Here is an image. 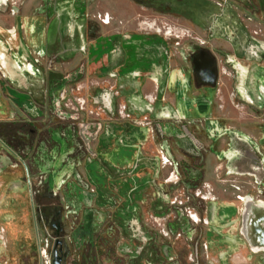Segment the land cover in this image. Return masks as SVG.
Here are the masks:
<instances>
[{
  "label": "rangeland",
  "instance_id": "374dc122",
  "mask_svg": "<svg viewBox=\"0 0 264 264\" xmlns=\"http://www.w3.org/2000/svg\"><path fill=\"white\" fill-rule=\"evenodd\" d=\"M20 16L29 31L35 22L40 28L28 34ZM2 18L19 28L34 60L10 67L0 56V136L16 143L21 126H35L33 201L61 206L67 264H264L261 236L248 239L244 224L255 207L263 222L264 89L252 96L248 84L253 68L262 72L258 84L264 76V0H0ZM27 67L40 77L33 90L22 79ZM199 99L212 105L210 118L194 114ZM215 117L251 130L243 135L255 148L243 167L218 158L227 145L212 144L205 127ZM110 128L134 141L125 153L135 173L108 160L116 147ZM57 171L56 201L40 199L41 181ZM124 178L132 180L128 200ZM87 212L99 225L94 246L73 245ZM40 232L52 264L55 235L47 225ZM39 263L24 169L0 144V264Z\"/></svg>",
  "mask_w": 264,
  "mask_h": 264
},
{
  "label": "flooded vegetation",
  "instance_id": "af4514ba",
  "mask_svg": "<svg viewBox=\"0 0 264 264\" xmlns=\"http://www.w3.org/2000/svg\"><path fill=\"white\" fill-rule=\"evenodd\" d=\"M18 29L19 28H15V34L17 33ZM17 45L18 44L13 42L11 47H7V51H5V52L0 51V56L3 57V55H4L5 57H3V58H5L6 60H9V61H13V64L25 62L24 63L25 66H28V65L32 66L34 59H33V54L31 53V51L29 52L28 58L23 60L22 55H20V57H21V59H20L19 54L21 52H23V50L20 48L18 49ZM1 53H3V55ZM29 61H30V63H27ZM207 66L209 68H211L213 65H210L208 63ZM239 66H242V65H238V67ZM28 68L29 67H27L25 70H23V72H22L23 78L22 77L21 78L24 81L23 80H21V81H23L27 86H30L29 90H33V88L31 87V84H33L34 87L38 86L40 83V81H39L40 77L35 75L34 73H32L33 68L31 70ZM261 74H262V72H261V69L259 67L253 68V72H252L253 81L250 84H248V86H249L248 87V86H246V84L243 85L244 80H242V85H243L242 90H245V87L246 88L248 87V88H250V93L252 96H254V94L256 96H260L259 87H262L264 89V76L262 78V83H259V84L257 83V78H260ZM241 76L243 79L244 76L243 75H241ZM173 80H174V78L171 79V82H170L171 86L174 85ZM206 81L200 80V83H199L200 86H203V85L206 86L208 84V83H206ZM15 82H17L16 85H18V86L20 85V84H18V82L20 83L19 80L15 79ZM196 82H199V81L196 79L194 81V83H196ZM184 84H186V86L189 90V93H190L191 88H192V82H191V78L189 76L184 81ZM21 86H23V85H21ZM207 88L208 87L206 86L203 89H207ZM20 94H22L20 96L26 97L27 99H29L31 97V95H29L28 93H26V94L20 93ZM195 106L196 107H195L194 114L198 117H205V118L209 117L210 118V116L213 114L214 110L212 108V105H209V103L206 100L199 99L197 101V103L195 104ZM198 106L199 107H205V111L200 114L197 110ZM12 127H16V124L14 123L12 125ZM205 127L209 131L208 136H209V140L212 144L217 145V144H221L223 142L227 145V149H225L224 152L217 155L218 158L225 160L226 163L231 167L232 170H236V169H239L240 167H243L242 164L245 163L243 154L245 153V151L254 150V148H255L254 143L251 141V139L248 136L243 135L245 133V131L250 130V129L248 128L247 130H244L243 127H239V126H235V127L233 126V127L227 128V127L223 126V124L221 123V121L219 119H217V117H215L212 120L206 119L205 120ZM31 128H34V129L31 130ZM258 132H261L264 135V122H263L262 126L258 127ZM16 134H17L16 136L18 138L16 143L9 142L7 139L5 140V139H3V137L0 136V144L8 152H10L16 160H18L21 163V165L23 166V169H24L26 183L28 185V189L30 192L32 213H33L37 242H38V247H39V256H40V263L39 264H47L46 257L48 256L46 249L40 245V234H41L40 225H42L44 227L47 225L51 229V231L53 232V235H55V239H53V242H52V252H51V258L53 260L52 264H67V260L70 257V253H69L70 247L68 246L67 241L63 235L64 227H63V223H62V214L63 213H62L61 206L56 204V205H45V206L43 205L42 207L41 206L37 207L33 201L32 188H31L33 163H32V159H31L32 157H31L30 153H31V150L33 149V143H34L33 142V135L36 134L35 126L32 125V123H26L25 127L21 126V130L18 131ZM56 135H58V134L56 133ZM108 137H109V139L114 140L115 144H116L115 152H113V153H111L110 151L106 152V154L108 156V160L110 161V163L116 167H119V168L129 167L130 172L135 173L138 170L136 163L133 162V160H131V158H130L131 156L127 157L128 154L125 153V148L128 145L133 146V149L135 150L134 141L122 129L110 128L109 133H108ZM65 138L66 139H65V142L63 143V146L68 147L72 143V139H73L72 131L69 134H67V137H65ZM136 138L137 137H135V139ZM261 144L264 147V136L262 138ZM41 145L43 146L44 143ZM41 145L38 147L39 150L42 148ZM231 147L233 149L242 151L241 152L242 155L231 156V157L227 156V154H228L227 151H228V149H231ZM251 171L254 172V169ZM59 173H61V171H57V172H53V173L50 172L46 176V179L41 181L40 188L37 189V191H36V195L38 197H40V199L46 200V201H51V202L56 201V198L58 195L53 193L51 186L54 184L55 177H56V180H58ZM255 173H256V171H255ZM261 176L264 178V172L262 175V173L260 171H258L257 177L260 178ZM253 180H254V177H253ZM131 182H132L131 178H124L119 183L121 195L124 197L125 200H128V198L131 197V194H132ZM263 182H264V179H263ZM262 194L264 195V192ZM239 199L242 202H246V200L243 197H239ZM260 204H261L262 208L264 209V201H260ZM248 214H249L248 211H246L245 216L247 217ZM85 219L87 222H84L83 225H81L80 229H77L73 245L78 246V240H80V241H82V245L87 244L88 246H90V244H91V246H94V234H96L98 232L99 225L92 221L91 212L86 213ZM247 226H248V224H247ZM10 230H11V234H12V229L10 228ZM255 253H256V251H255ZM74 264H79V263L75 260Z\"/></svg>",
  "mask_w": 264,
  "mask_h": 264
},
{
  "label": "crops",
  "instance_id": "0c3cea01",
  "mask_svg": "<svg viewBox=\"0 0 264 264\" xmlns=\"http://www.w3.org/2000/svg\"><path fill=\"white\" fill-rule=\"evenodd\" d=\"M3 20H4L3 18L0 20V51H4V52L7 51V47H11L13 42H15L16 44H18L17 48L18 49L20 48L23 50V52H21V53L19 52L20 53L19 57H20V55H22L23 60H25L26 58L29 57V52H30L31 46L29 44H27L26 42H24L23 40L18 42L16 35H15L14 25L10 26L12 28V30H10V28L4 26ZM16 20L17 21L21 20L23 22V26L27 27L26 30H27L28 34L29 33L31 34V32L34 33L35 29L40 28V26H41V24H39L38 22H35V23L33 22L34 23V25L32 26L33 29H31L29 31V24H28V22L30 20L29 18L20 16V17H17ZM8 31L11 32V34H13V37H10L8 35ZM1 54L3 55V53H1ZM3 57H5V56L3 55ZM20 59H21V57H20ZM7 62H8V65H10V67H11V65H13V61L8 60Z\"/></svg>",
  "mask_w": 264,
  "mask_h": 264
},
{
  "label": "water",
  "instance_id": "95a60500",
  "mask_svg": "<svg viewBox=\"0 0 264 264\" xmlns=\"http://www.w3.org/2000/svg\"><path fill=\"white\" fill-rule=\"evenodd\" d=\"M258 207H255V209H248V216L246 217L244 215V224L246 227V236L248 237V239H250L251 241H253V239L255 238V235H259V237L261 236V241H258L257 243H260V245H264V209L261 208L259 210H262L263 212L260 214L262 215V221L261 219H258L257 216H253V212L257 209ZM249 222V223H248ZM248 223V226H247Z\"/></svg>",
  "mask_w": 264,
  "mask_h": 264
},
{
  "label": "bare ground",
  "instance_id": "6f19581e",
  "mask_svg": "<svg viewBox=\"0 0 264 264\" xmlns=\"http://www.w3.org/2000/svg\"><path fill=\"white\" fill-rule=\"evenodd\" d=\"M248 223H249V222H248ZM248 223H247V224H248Z\"/></svg>",
  "mask_w": 264,
  "mask_h": 264
}]
</instances>
